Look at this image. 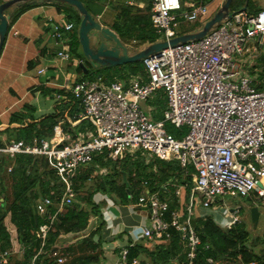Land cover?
I'll return each mask as SVG.
<instances>
[{
  "label": "built area",
  "instance_id": "built-area-1",
  "mask_svg": "<svg viewBox=\"0 0 264 264\" xmlns=\"http://www.w3.org/2000/svg\"><path fill=\"white\" fill-rule=\"evenodd\" d=\"M209 3V0H152L151 18L161 34L159 38L177 34L175 24L179 18L194 19L208 13ZM74 24L67 18L53 23L51 33L58 57L73 58L69 47L71 34L66 30ZM263 46L264 4L258 9L248 6L231 9L230 15L202 36L145 55L147 76L139 72L129 79L117 77L111 81L101 77L77 78L70 89L82 99L83 109L78 118L91 117L95 128L81 129L75 134L58 122L49 136L11 138L0 144V151L11 155L46 154L49 166L63 182V192L57 201L49 194L37 199V208L46 214V219L38 229L42 238L40 250L30 264H40L37 254L43 249L48 231L64 203L72 201L76 193L75 176L83 164L105 148L117 157L123 156L127 149L138 147L164 157H178L183 166L193 164L190 199L186 209L170 208L168 198L146 184L139 195V207L148 209L147 220L137 230V236L122 245L115 264H139V256L129 258L130 245L139 237H169L172 227L180 230L185 252L183 261L173 259L174 264H199L202 239L192 220L196 201L200 199L203 205L210 206L217 193L225 192L248 195L258 191L264 195V75L258 65L253 66ZM76 59L77 63L83 60ZM159 87L165 89L167 105L164 117L156 119L143 107L142 100ZM65 95L59 93L61 97ZM167 120L180 128L186 125V132L182 136L173 135L166 126ZM12 166L11 163L8 168ZM185 186L186 183L177 185L176 193L181 194ZM114 203L104 207L106 227L110 228L118 222L108 207ZM241 208L238 204L219 209L222 217L217 221L227 227L242 221ZM13 251L12 247L0 248V264L6 263ZM58 258L63 260L65 256ZM208 259L213 264L219 261L220 264H254V260L246 262L241 256L209 255ZM145 264L156 263L146 259Z\"/></svg>",
  "mask_w": 264,
  "mask_h": 264
},
{
  "label": "trees",
  "instance_id": "trees-1",
  "mask_svg": "<svg viewBox=\"0 0 264 264\" xmlns=\"http://www.w3.org/2000/svg\"><path fill=\"white\" fill-rule=\"evenodd\" d=\"M46 1L49 2L25 0L8 7L9 28L24 10ZM83 1L91 10L90 0ZM50 2L57 3L58 8L65 12L67 19L75 23L72 30L66 32H71L73 51L84 58L85 64L89 66V71H85V65L80 63L78 70L81 73L96 72L92 71V64L86 57L79 38L82 14L77 9V13L73 12L74 5L69 2L61 0ZM246 2L247 0H232L231 9H240ZM113 6L116 7L117 13L111 24L125 41L136 40L143 44L160 37L151 18L152 0H146L145 7L126 1L115 2ZM248 7L258 9L261 5L258 6L255 0H248ZM179 22L178 20L175 24L178 33L188 31L180 29ZM34 62L33 59L29 60V64ZM256 65L261 69L263 76L264 46L258 55ZM100 69L104 70L106 76L124 75L127 72L130 74L141 72L147 76L143 58L113 66H102ZM259 85H263V82L260 81ZM60 91L64 92V89L61 88ZM147 100L154 105L150 110L153 117L163 118L167 105L164 87H159ZM36 109L33 103L25 101L20 109L11 113L8 123L0 125V133L6 131L9 135L14 134L15 138L26 139L36 135L49 136L58 122L75 134L84 128H95L91 117L78 118L83 103L72 90L55 100L54 109L42 114H37ZM175 126L170 128L167 125V128L172 134L182 136L183 127ZM4 143L5 139L0 134V144ZM11 163L13 166L9 169ZM194 170L193 164L183 166L180 158L164 157L146 147L127 149L123 156L117 157L107 148L98 151L90 161L83 164L75 176L76 193L72 201L65 202L59 211L36 259L40 264H100L106 240L107 219L104 213L106 204L112 200L120 205L139 207V195L147 184L151 189H159L162 196L168 198L170 208L181 206L186 209ZM0 178V248L16 247L18 243L24 246L21 256H17V251L14 250L10 259L3 264H30L33 256L40 250L42 238L38 234V229L40 223L46 219V214L37 208V199L40 195L49 194L57 201L63 192V182L55 169L46 165V154L29 152L11 155L0 151ZM181 183H186V186L181 194H177L176 187ZM97 192L105 193L108 198L105 196L96 198ZM254 192L261 195L258 191ZM261 196L264 199V195ZM194 217L195 226L202 239L198 254L199 264H213L208 259L209 255L215 258L241 256L246 262L254 260V264H264V250L259 251L255 244L251 243V232L241 223L242 221L227 227L218 222L212 213H195ZM254 239L261 240V236L257 235ZM146 240H153V243L138 241L130 245V259L139 256L141 258L139 264H145L146 259L156 264H174L173 259L183 261L185 252L181 233L175 227H172V235L169 237L163 235ZM206 243H210V246H206ZM54 246H57V249L54 250ZM60 255L65 258L59 260Z\"/></svg>",
  "mask_w": 264,
  "mask_h": 264
},
{
  "label": "crops",
  "instance_id": "crops-1",
  "mask_svg": "<svg viewBox=\"0 0 264 264\" xmlns=\"http://www.w3.org/2000/svg\"><path fill=\"white\" fill-rule=\"evenodd\" d=\"M48 1L37 3L24 10L8 30L0 53V125L8 123L11 113L20 109L25 101H29L37 107V114L54 109L55 100L61 97L59 93L62 92L64 94L70 91V86L77 78L87 77L78 70L80 63H77L76 58L81 56L76 55L73 51L71 40L69 47L73 58L65 59L56 55L57 46L51 33L53 23L56 20L66 19V15L64 11L58 8L57 3L50 2L52 0ZM121 1L131 2L130 0H90L89 4L91 11L96 17L112 26L111 23L117 13V9L113 4ZM213 1L215 0H209V11L210 4ZM132 3L145 7L146 0H134ZM30 59L35 60V62L29 64ZM42 67L45 69L41 70ZM61 88L64 89V92L60 91ZM34 93L35 96L45 93L47 99H53L52 107L47 103V108L44 106L40 108L37 104L38 102L34 100ZM148 103L149 109L152 110L154 105L150 102ZM38 110L40 113H38ZM2 114H7V119H3ZM0 134L5 139V142L15 138L14 134L9 135L6 131H2ZM198 202H200V199H198ZM108 207L111 208L113 214H116L117 218L115 221L118 222L116 225L113 224L111 228H105L104 256L100 264L116 263L122 245L137 236V230L142 227L148 215V209L145 207L132 209L127 204L120 205L115 203ZM216 209V207L212 208L211 212L215 211L214 213H217V215L213 216L219 221L222 217L220 214L222 209ZM196 213L206 214L209 211L206 208H201L198 211L196 209ZM146 238L139 237L135 242L146 241L150 244L153 243V240H146ZM14 247L12 248L16 251L22 250L20 249V243ZM218 264H220V261Z\"/></svg>",
  "mask_w": 264,
  "mask_h": 264
},
{
  "label": "water",
  "instance_id": "water-1",
  "mask_svg": "<svg viewBox=\"0 0 264 264\" xmlns=\"http://www.w3.org/2000/svg\"><path fill=\"white\" fill-rule=\"evenodd\" d=\"M25 0H2L0 2V53L2 51L8 29L10 13L7 11L8 7L20 4ZM75 5L82 18L79 25V38L82 44L83 51L92 64V71H97V77L105 78L106 73L100 69L102 66H113L121 64L129 60L141 59L145 55L169 44H176L181 40L188 38L200 37L209 31L213 26L220 23L226 15L231 14L232 0H222L221 6L205 21L203 26L194 30H188L177 33L166 38H158L150 41L136 51H132V44L125 41L120 34L112 26L102 22L94 13L88 8L83 0H61ZM247 2L242 6L246 8ZM85 71H89V66L84 62ZM99 68V70H98ZM46 165L49 166V157L46 156ZM262 184V181H259ZM260 208L258 204H254L251 208L252 220L254 226L258 225L260 218ZM183 214L181 218H183ZM195 223V217L192 218ZM57 246H54V250Z\"/></svg>",
  "mask_w": 264,
  "mask_h": 264
},
{
  "label": "rangeland",
  "instance_id": "rangeland-1",
  "mask_svg": "<svg viewBox=\"0 0 264 264\" xmlns=\"http://www.w3.org/2000/svg\"><path fill=\"white\" fill-rule=\"evenodd\" d=\"M221 2H222V0H215V1L211 2L210 11L208 13L199 15L197 18H194V19L179 18V21H180L179 22V28L182 29V30L183 29L184 30H194V29H197V28L203 26L205 21L219 8V6L221 5ZM255 2H256V4L258 6L264 4V0H255ZM74 6L72 7V11L77 13L78 8L76 6L75 7ZM65 17L67 18V16H65ZM71 30H72V28L70 29V31ZM159 35L161 37V34H159ZM130 40H132V39H130ZM128 43L132 44V46H131L132 47L131 48L132 51H136L137 49H140L143 46L147 45L149 42L148 43L145 42V43L141 44V43H138L136 41H130ZM257 59H258V56L256 57V60ZM254 60H255V58H254ZM253 66H257L256 63ZM82 74L86 75L87 77H96V72L95 71L94 72H84ZM122 75L123 74H119V75L116 74L115 76H113V75L110 76L108 74V76H106L104 78V80L105 79L106 80H110V79H113V78L121 77ZM132 75H134V74H130V72H127L123 76L124 77L127 76V79H129ZM40 94H37L35 96V93H34V100H36L38 102L37 104L40 106V108H43V106L47 108L48 107V105H46L47 103H49V105L52 107V103H54V100L53 99H47V97L45 96V93H42L41 95ZM147 99L148 98L143 99L142 102H143V107L147 111H149L150 109L148 107L149 103H148ZM38 113H40L39 110H38ZM2 118L3 119H7V114H2ZM166 123H167L166 126L168 125L170 128L171 127L172 128L176 127L175 126L176 124L174 122L172 123L171 120H167ZM186 130H187L186 125H183L182 133L184 134L186 132ZM95 195H96V198H101L102 196L103 197L105 196V197L108 198V196L105 193L103 194V193H100V192L98 193L97 192ZM108 202H109V200H108ZM185 202H186V200H185ZM238 204L242 205V208L240 210V216H241V219H242L241 223L245 224V226L250 230L251 236H252L251 243L255 244V247L259 251L260 250H264V199H263V197L261 195H258L254 191L252 193L248 194V195L234 194V193H230V192L217 193L213 197V201H212V204L210 206L203 205V202L200 200V202L196 201L195 207H196L197 211H198V209L200 210L201 208H206V210L209 211V213H212L211 212L212 208H215V207L218 208L219 207L218 208V210H219L221 208L232 207V206H236ZM254 204H258L259 208H260V211H261L259 222H258L257 226H254V222L252 220V214H251V208H252V206ZM212 214L214 216H215V214L217 215V213H212ZM257 235L261 236V240H255L254 239V237H257ZM22 252H23L22 250L17 251V256H21Z\"/></svg>",
  "mask_w": 264,
  "mask_h": 264
},
{
  "label": "flooded vegetation",
  "instance_id": "flooded-vegetation-1",
  "mask_svg": "<svg viewBox=\"0 0 264 264\" xmlns=\"http://www.w3.org/2000/svg\"><path fill=\"white\" fill-rule=\"evenodd\" d=\"M93 67V66H92ZM98 70H99V68H98ZM96 73H97V71H96Z\"/></svg>",
  "mask_w": 264,
  "mask_h": 264
}]
</instances>
